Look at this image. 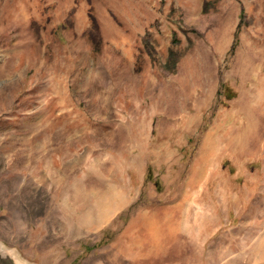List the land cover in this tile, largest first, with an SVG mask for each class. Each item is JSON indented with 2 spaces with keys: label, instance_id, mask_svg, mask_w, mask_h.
<instances>
[{
  "label": "rangeland",
  "instance_id": "374dc122",
  "mask_svg": "<svg viewBox=\"0 0 264 264\" xmlns=\"http://www.w3.org/2000/svg\"><path fill=\"white\" fill-rule=\"evenodd\" d=\"M0 250L264 264V0H0Z\"/></svg>",
  "mask_w": 264,
  "mask_h": 264
},
{
  "label": "water",
  "instance_id": "95a60500",
  "mask_svg": "<svg viewBox=\"0 0 264 264\" xmlns=\"http://www.w3.org/2000/svg\"><path fill=\"white\" fill-rule=\"evenodd\" d=\"M0 264H8L7 258H5L0 250Z\"/></svg>",
  "mask_w": 264,
  "mask_h": 264
},
{
  "label": "trees",
  "instance_id": "16d2710c",
  "mask_svg": "<svg viewBox=\"0 0 264 264\" xmlns=\"http://www.w3.org/2000/svg\"><path fill=\"white\" fill-rule=\"evenodd\" d=\"M229 89V88H228Z\"/></svg>",
  "mask_w": 264,
  "mask_h": 264
}]
</instances>
